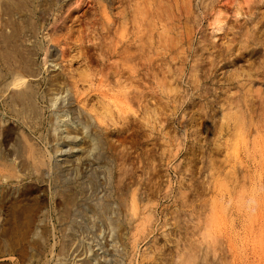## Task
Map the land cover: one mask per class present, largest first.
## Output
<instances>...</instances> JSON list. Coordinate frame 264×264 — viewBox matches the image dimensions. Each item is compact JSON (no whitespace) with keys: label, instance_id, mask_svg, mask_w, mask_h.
I'll return each mask as SVG.
<instances>
[{"label":"rangeland","instance_id":"1","mask_svg":"<svg viewBox=\"0 0 264 264\" xmlns=\"http://www.w3.org/2000/svg\"><path fill=\"white\" fill-rule=\"evenodd\" d=\"M149 1L0 0V264H264V0Z\"/></svg>","mask_w":264,"mask_h":264},{"label":"bare ground","instance_id":"2","mask_svg":"<svg viewBox=\"0 0 264 264\" xmlns=\"http://www.w3.org/2000/svg\"><path fill=\"white\" fill-rule=\"evenodd\" d=\"M217 1H218V0H217ZM217 1H216V2H217ZM149 2L151 3V6H152V4H153V5L155 4V2L152 3L151 0H150ZM186 2H187V1H186ZM189 2H190V1H189ZM218 2H221V5H222V6H219V4H218L219 7H225V8H230V6H231L232 3H233L232 0H219ZM132 3H133V2H132ZM150 3H149V4H150ZM176 3H177V2L175 1L174 4H176ZM205 3H206V2H205ZM140 4H141V3H140ZM140 4H139V5H140ZM147 4H148V2H147ZM156 4H157V3H156ZM164 4H165V3H164ZM177 4H178V3H177ZM186 4H187V3H186ZM212 4H213V3H212ZM71 5H72V4H71ZM133 5H134V4H133ZM136 5H137V4H136ZM159 5H160V4H159ZM161 5H162V3H161ZM161 5H160V6H161ZM141 6H142V5H141ZM141 6H140V7H141ZM148 6H149V5H148ZM175 6H177V5H175ZM180 6H181V4H180ZM180 6H179V7H180ZM215 6L217 7V4H216V3H215ZM136 7H137V9L139 8L138 5H137ZM149 7H150V6H149ZM162 7H163V6H162ZM189 7H190V6H189ZM147 8H148V7H147ZM180 8H181V7H180ZM180 8H179V9H180ZM211 8H212V7H211ZM21 9H22V8H21ZM153 9H154V8H153ZM153 9H152V10H153ZM155 9H156V8H155ZM169 9H170V8H169ZM192 9H193V8H192ZM216 9H217V8H216ZM220 9H221V8H220ZM102 10H103V9H102ZM139 10H140V9H139ZM253 10H254V9H253ZM156 11H157V10H156ZM156 11H155V12H156ZM133 12H134V11H133ZM170 12H171V11H170ZM219 12H220V10H219ZM222 12H223V11H222ZM239 12H240V11H239ZM138 13H140V12L138 11ZM173 13H174V12H173ZM212 13H213V12H212ZM224 13H225V12H224ZM214 14H215V13H214ZM220 14L223 15L222 13H220ZM238 14H239V13H238ZM134 15H135V14H134ZM135 16H136V15H135ZM135 16H134V17H135ZM140 16H141V15H140ZM202 17H203V16H202ZM204 17H205V16H204ZM225 17H227V16H225ZM214 18H215V17H214ZM135 19H136V18H135ZM175 19H176V18H175ZM216 19H217V18H216ZM224 19H225V18H224ZM218 20H219V19H218ZM225 21H226V20H225ZM215 22H216V21H215ZM160 23H161V22H160ZM221 23H222V22H221ZM215 24H216V23H215ZM134 25H135V24H134ZM183 25H184V24H183ZM122 26H123V25H122ZM213 26H214V25H213ZM142 28H143V27H142ZM147 29H148V28H147ZM245 29H246V28H245ZM245 29H244V30H245ZM144 30H145V29H144ZM149 31H150V30H149ZM216 31H217V30H216ZM150 32H151V31H150ZM155 32H156V31H155ZM245 32H246V31H245ZM247 32H248V31H247ZM255 32H256V31H255ZM146 34H147V33H146ZM244 34H245V33H244ZM190 35H192V34H190ZM149 36H150V35H149ZM159 36H160V35H159ZM161 36H162V35H161ZM173 36H174V35H173ZM245 36H246V35H245ZM250 36H251V34H250ZM166 37H167V36H166ZM134 39H135V38H134ZM156 39H157V38H156ZM165 39H167V38H165ZM171 39H172V38H171ZM176 39H177V38H176ZM233 39H234V38H233ZM251 39H252V38H251ZM254 40H255V39H254ZM141 41H142V40H141ZM150 41H151V40H150ZM139 42H140V41H139ZM136 43H137V42H136ZM149 43H150V42H149ZM141 44H142V43H141ZM167 44H168V42H167ZM167 44H166V45H167ZM137 45H138V44H137ZM156 45H157V44H156ZM179 46H180V45H179ZM140 47H141V46H140ZM143 47H144V46H143ZM168 47H169V45H168ZM174 47H175V46H174ZM142 49H143V48H142ZM121 51H122V50H121ZM130 52H131V51H130ZM166 52H167V51H166ZM257 52H258V51H257ZM134 55H135V54H134ZM142 56H143V55H142ZM176 56H177V55H176ZM137 58H138V57H137ZM131 59H132V58H131ZM128 60H129V59H128ZM134 64H135V63H134ZM192 64H193V63H192ZM132 67H133V66H132ZM158 68H159V67H158ZM175 68H176V67H175ZM180 71H181V70H180ZM148 72H149V71H148ZM163 72H164V71H163ZM182 73H183V72H182ZM177 76H178V75H177ZM238 77H239V76H238ZM249 78H250V77H249ZM26 94H27V93H26ZM21 97H22V96H21ZM30 100H31V99H30ZM30 100H29V101H30ZM26 108H27V107H26ZM32 108H34V107L32 106ZM238 116H239V115H238ZM240 126H241V125H240ZM240 126H238V127H240ZM92 150H93V149H92ZM32 153H33V152H32ZM100 154H101V152H100ZM97 155H98V154H97ZM72 200H73V199H72ZM72 200H71V201H72ZM68 202H69V201H68ZM68 204H69V203H68ZM95 206H96V205H95ZM12 208H13V211H15L14 206H12ZM88 209H89V208H88ZM88 209H87V211H88ZM95 209H96V208H95ZM89 210H90V209H89ZM109 210H110V209H109ZM16 211H17V210H16ZM89 212H91V211H89ZM92 212H93V210H92ZM96 212H97V211H96ZM104 213H105V210H104ZM104 213H103V215H104ZM106 215H107V214H106ZM108 218H109V217H108ZM105 219H106V218H105ZM16 241H17L16 239L8 240V242H7V246H14V244L16 243ZM43 241H44V240H43ZM201 246H202V245H201ZM203 246H204V245H203ZM204 247H205V246H204ZM9 248H10V247H9ZM200 248H201V247H200ZM199 250H200V249H199ZM203 251H204V250H203ZM203 251H202V252H203ZM199 252H200V251H199ZM202 255H203V254H202Z\"/></svg>","mask_w":264,"mask_h":264}]
</instances>
